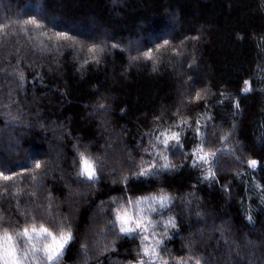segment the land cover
<instances>
[{"label": "trees", "instance_id": "trees-1", "mask_svg": "<svg viewBox=\"0 0 264 264\" xmlns=\"http://www.w3.org/2000/svg\"><path fill=\"white\" fill-rule=\"evenodd\" d=\"M3 26L0 171L15 179L0 180V226H70L60 264H136L141 242L115 213L167 195L139 208L168 264H264V0H0ZM150 42L156 64L127 52ZM197 127L216 156L193 166ZM165 130L182 147L164 153ZM80 152L94 181L77 175ZM163 155L173 167L136 175Z\"/></svg>", "mask_w": 264, "mask_h": 264}, {"label": "snow or ice", "instance_id": "snow-or-ice-1", "mask_svg": "<svg viewBox=\"0 0 264 264\" xmlns=\"http://www.w3.org/2000/svg\"><path fill=\"white\" fill-rule=\"evenodd\" d=\"M24 24L35 25L37 28L42 27V25L38 24L35 20L24 21ZM4 27L7 26L0 27V31H3ZM55 37L57 41L71 39L63 32H57ZM167 44L168 41H165L164 45L160 47H165ZM113 47H116V45H113ZM99 51H102V49H99L96 46L88 48V52L92 54V59L96 58V54ZM143 56L146 59L154 58L152 50L143 53ZM244 83L245 87L243 88V91H250L251 88L249 82L245 81ZM200 98L201 94L198 92L195 99L199 100ZM237 107H239V105H237ZM180 123H186V121H181ZM179 126V124L175 125V127ZM196 131L197 135L201 137V145L197 146L191 154L195 157V163L193 166L209 164L210 159L215 157L216 153L204 152L202 147L203 134L200 132L199 127H197ZM155 139L157 144H162L164 146V153L173 148L182 147L180 144L179 132L165 130ZM224 139L227 140V137H224ZM153 147H155V145H153ZM162 158L164 160L162 165L153 164L149 168H142L138 173H136V175L143 177H155L158 175V168L168 170L173 167V165L168 161L167 155H163ZM256 165L257 161H248V166L250 168H255ZM41 167V162H36L35 168L40 169ZM208 171L209 175L205 178H214L215 173L212 171L211 167H209ZM96 173L97 160L90 154L80 152L79 171L77 175L94 181L96 179ZM14 179L15 177L4 175V173L0 171V180L8 182ZM125 179H127V177H125ZM169 201L170 197L167 195L159 197H143L135 201L129 200L127 208L120 206L115 213L116 223L119 225L120 234L123 236L138 238L141 242L140 251L138 253L139 258L136 261V264H168L167 260H163L159 251L161 245L163 244V239H156L155 226L158 222L148 218L145 215V210L143 208H139V205L142 203H159L160 207L163 208L167 206ZM134 207L139 210L134 212ZM149 211L155 212L157 209L152 207ZM249 219L251 218L249 217ZM165 227H175L174 220L170 218L167 222H165ZM163 236H167V232L163 233ZM72 239L73 235L70 226L54 228L46 223L37 224L35 218L19 230H10L0 226V264H60L66 248ZM176 264H186V262L183 258H181L176 261ZM195 264H201L200 259H197Z\"/></svg>", "mask_w": 264, "mask_h": 264}, {"label": "rangeland", "instance_id": "rangeland-1", "mask_svg": "<svg viewBox=\"0 0 264 264\" xmlns=\"http://www.w3.org/2000/svg\"><path fill=\"white\" fill-rule=\"evenodd\" d=\"M154 44L155 43L150 42L151 46L150 45L149 46L151 47V49H148V46L145 45V43H139V44H135V45L134 44L132 45L131 43H127L126 44L127 45L126 48L128 49L127 52L133 53V55L138 56V58H140V60L149 61L152 64L153 63L156 64V60H158L157 54L159 52H157L156 50L153 49ZM149 50H152V52H153V56H154L153 59H146L143 56V53L148 52ZM92 230L93 229H90V231H92Z\"/></svg>", "mask_w": 264, "mask_h": 264}]
</instances>
